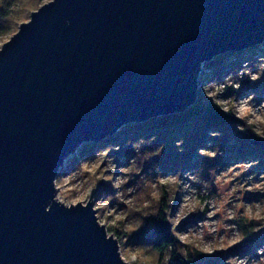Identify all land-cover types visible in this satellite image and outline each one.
<instances>
[{
	"label": "water",
	"instance_id": "95a60500",
	"mask_svg": "<svg viewBox=\"0 0 264 264\" xmlns=\"http://www.w3.org/2000/svg\"><path fill=\"white\" fill-rule=\"evenodd\" d=\"M264 40V0H49L0 47V264H126L55 178L88 143L181 113L204 65ZM264 148V142H254Z\"/></svg>",
	"mask_w": 264,
	"mask_h": 264
},
{
	"label": "rangeland",
	"instance_id": "374dc122",
	"mask_svg": "<svg viewBox=\"0 0 264 264\" xmlns=\"http://www.w3.org/2000/svg\"><path fill=\"white\" fill-rule=\"evenodd\" d=\"M250 60L217 74L205 64L200 76L197 100L233 118L226 135L208 130L189 147L179 136L144 143L152 136L138 132L105 143L115 134L107 136L60 169L55 198L86 203L94 188L97 220L116 232L126 264H264V148L254 143L264 142V57ZM161 198L176 244L159 258L145 231Z\"/></svg>",
	"mask_w": 264,
	"mask_h": 264
},
{
	"label": "trees",
	"instance_id": "16d2710c",
	"mask_svg": "<svg viewBox=\"0 0 264 264\" xmlns=\"http://www.w3.org/2000/svg\"><path fill=\"white\" fill-rule=\"evenodd\" d=\"M41 0H0V37L13 35L18 26L29 18V12L38 6ZM264 57V40L254 42L251 45L244 46L234 51H227L218 55L207 63L206 71L212 70L217 74L227 65L242 63L244 60L251 62L254 56ZM233 118L228 112H225L219 105L209 99L199 98L196 103L181 113L171 114L162 118H153L140 123H130L124 125L119 132L110 136L105 143L111 142L118 135H130L138 132L147 133L152 138H144V143L152 141L159 137L164 138V142L169 141L172 136H179L183 145L192 146L196 141L204 136L206 131L214 129L217 133L226 135L229 131L222 132L224 128L233 124ZM227 129V128H226ZM229 138V137H228ZM214 140V139H211ZM181 143V142H180ZM254 144V143H253ZM93 145H83L81 154ZM80 148V149H81ZM79 149V150H80ZM80 154V153H79ZM168 165L173 164L167 162ZM152 228L147 229L148 242L159 255V258L166 251L175 247L176 238L169 228L167 220V203L161 198L156 214L151 218ZM115 238L116 232L112 231ZM176 257L175 254L172 256ZM178 257V256H177Z\"/></svg>",
	"mask_w": 264,
	"mask_h": 264
}]
</instances>
